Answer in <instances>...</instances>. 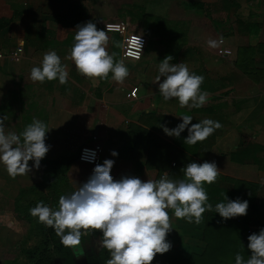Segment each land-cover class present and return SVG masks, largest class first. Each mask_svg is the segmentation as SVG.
Wrapping results in <instances>:
<instances>
[{"label":"crops","instance_id":"crops-1","mask_svg":"<svg viewBox=\"0 0 264 264\" xmlns=\"http://www.w3.org/2000/svg\"><path fill=\"white\" fill-rule=\"evenodd\" d=\"M87 21L99 30L107 22H125L145 41L142 60L127 61L121 36L106 32V51L129 68L122 82L111 74L93 82L65 59L76 25ZM219 38L218 47L206 43ZM49 50L65 65L66 84L29 79L30 68ZM165 56L204 77L200 88L208 97L202 107H181L159 94L160 81L154 80ZM181 115H191L190 124L211 118L221 127L189 145L187 128L180 137L163 131L180 123ZM0 116L7 117L5 131L17 134L33 118L44 121L50 147L40 164L63 166L74 190L94 168L78 160L79 152L96 143L103 147L101 164L114 160L113 179H182L188 162L215 161L219 175L204 185L213 209L199 224L169 209L171 247L153 259L208 257L220 264L237 252L247 259L248 231L264 227V0H0ZM222 193L247 200L246 215L224 220L215 213Z\"/></svg>","mask_w":264,"mask_h":264},{"label":"clouds","instance_id":"clouds-1","mask_svg":"<svg viewBox=\"0 0 264 264\" xmlns=\"http://www.w3.org/2000/svg\"><path fill=\"white\" fill-rule=\"evenodd\" d=\"M107 39L106 31L97 29L93 22L78 23L65 59H71L76 71L93 82L111 74L110 78L120 83L128 76L129 68L106 51ZM138 39L139 42L134 40L132 46L141 50L142 41L140 37ZM206 43L215 48L223 43V39H209ZM128 55L138 58L136 52ZM170 60L171 56H165L157 66L154 82L160 81L159 94L164 100L176 99L181 107H202L208 97V93L200 88L204 77L190 72L183 62L169 63ZM29 79L66 84L68 72L57 52L49 50L43 54L38 66L30 68ZM180 117V123L173 128L163 126V131L168 136L180 137L187 128L184 142L189 145L205 140L221 127L219 121L211 118L190 124L191 115ZM6 119V116H0V165L15 178L28 173L31 168H39L50 147L45 143L49 129L44 121L33 118L19 134L6 132ZM84 152L91 153L82 157L91 162L94 150L84 149ZM110 155L115 157L118 153L112 150ZM29 160L32 161L31 168ZM113 164L114 160L104 159L102 164L94 166L86 182L77 190L60 195L56 207L37 201L29 214L45 227H51L65 247L78 245L82 234L89 230H99V246L108 250L110 257L105 264H150L156 254H163L171 247L166 240L172 229L169 209L174 217L196 224L201 222L206 209H213V205L207 203L204 185L214 183L219 175L215 161L188 162L182 168V179H169L164 175L145 181L136 176L113 179L110 175ZM222 196L223 199L214 205L215 213L222 219L246 215L247 200L229 199L225 193ZM247 241L250 255L245 259L240 252L235 253L234 264H264V227L249 234Z\"/></svg>","mask_w":264,"mask_h":264},{"label":"rangeland","instance_id":"rangeland-1","mask_svg":"<svg viewBox=\"0 0 264 264\" xmlns=\"http://www.w3.org/2000/svg\"><path fill=\"white\" fill-rule=\"evenodd\" d=\"M72 191L75 190L65 178L63 166L42 163L39 168H31L28 173L13 178L0 165V264H34L29 252H36L37 259H41L45 250H49L51 255L46 254L49 260L47 264H60L45 236L47 227L37 222V218L29 214V209L37 201L56 207L58 197ZM93 232L89 230L83 234L84 241L71 247L76 264H89L90 259L100 262L103 248L99 246L100 237L93 236ZM234 256L226 261L221 260L220 264H234ZM169 261L158 258L150 264H218L208 257L195 262Z\"/></svg>","mask_w":264,"mask_h":264},{"label":"built area","instance_id":"built-area-1","mask_svg":"<svg viewBox=\"0 0 264 264\" xmlns=\"http://www.w3.org/2000/svg\"><path fill=\"white\" fill-rule=\"evenodd\" d=\"M104 29L106 32L115 33L121 36L123 59L127 61H132V62H139L140 60H142L145 54V51H146L145 41L143 40L142 37L136 35L128 24H126L125 22H107L104 26ZM139 37L142 41L141 50H138L137 48L132 46L134 40L137 41V43L139 42V39H138ZM131 52H136L138 55V58L135 56L128 55V53H131ZM137 92H138L137 88L131 92V95L133 98H137ZM84 149L94 150L95 156H94V159L91 160V162H89L88 159L82 158L84 156L91 155V153H85ZM102 153H103V147L99 143H96L91 146H85L81 148L79 152L78 160L82 163L95 166L96 164H101ZM251 232L252 231L249 230L248 234H251Z\"/></svg>","mask_w":264,"mask_h":264},{"label":"trees","instance_id":"trees-1","mask_svg":"<svg viewBox=\"0 0 264 264\" xmlns=\"http://www.w3.org/2000/svg\"><path fill=\"white\" fill-rule=\"evenodd\" d=\"M263 209V215H264V207ZM259 229V228H258ZM93 236L100 237L101 233L99 232H93ZM45 236L48 238L49 242L52 246V253L57 256L58 262L60 264H76L74 260V252L71 247H65L63 246L60 241L59 237L56 236L55 232L51 227H47V230L45 231ZM85 236L82 234L80 241H84ZM46 254L50 255L49 250H45L44 254L41 256V259H37V253L36 252H29L30 259L34 261V264H47L49 262L48 256ZM51 256V255H50ZM109 252L106 249H102L100 252V262L97 263V261L90 259L89 264H105L106 260L109 259Z\"/></svg>","mask_w":264,"mask_h":264}]
</instances>
